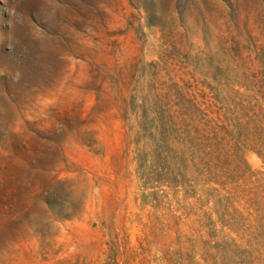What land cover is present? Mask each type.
<instances>
[{
	"label": "rangeland",
	"instance_id": "1",
	"mask_svg": "<svg viewBox=\"0 0 264 264\" xmlns=\"http://www.w3.org/2000/svg\"><path fill=\"white\" fill-rule=\"evenodd\" d=\"M0 264H264V0H0Z\"/></svg>",
	"mask_w": 264,
	"mask_h": 264
}]
</instances>
